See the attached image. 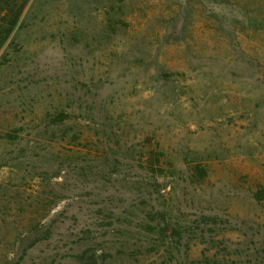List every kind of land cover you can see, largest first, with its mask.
<instances>
[{
    "label": "rangeland",
    "instance_id": "obj_1",
    "mask_svg": "<svg viewBox=\"0 0 264 264\" xmlns=\"http://www.w3.org/2000/svg\"><path fill=\"white\" fill-rule=\"evenodd\" d=\"M1 7L0 264H264V0Z\"/></svg>",
    "mask_w": 264,
    "mask_h": 264
},
{
    "label": "trees",
    "instance_id": "obj_2",
    "mask_svg": "<svg viewBox=\"0 0 264 264\" xmlns=\"http://www.w3.org/2000/svg\"><path fill=\"white\" fill-rule=\"evenodd\" d=\"M19 11L14 14L10 20H7V18L10 17L9 15L12 13V10L10 9V7L0 8V18L2 21L0 23V49L7 41V39L11 36V34L14 32L20 17Z\"/></svg>",
    "mask_w": 264,
    "mask_h": 264
}]
</instances>
